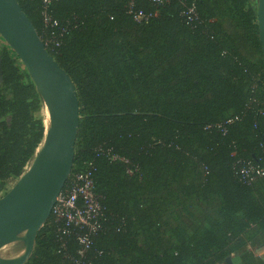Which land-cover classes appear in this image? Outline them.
Wrapping results in <instances>:
<instances>
[{
	"label": "trees",
	"instance_id": "obj_1",
	"mask_svg": "<svg viewBox=\"0 0 264 264\" xmlns=\"http://www.w3.org/2000/svg\"><path fill=\"white\" fill-rule=\"evenodd\" d=\"M18 2L45 43L61 41L47 49L80 102L70 179L90 172L101 205L93 230L52 213L25 264H221L233 254L264 264L249 250L264 241V178L238 173L241 162L264 167L256 3L58 0L50 13L60 25L47 28L42 0ZM0 56L1 194L46 130L36 85L1 34ZM80 235L91 239L84 257Z\"/></svg>",
	"mask_w": 264,
	"mask_h": 264
},
{
	"label": "water",
	"instance_id": "obj_2",
	"mask_svg": "<svg viewBox=\"0 0 264 264\" xmlns=\"http://www.w3.org/2000/svg\"><path fill=\"white\" fill-rule=\"evenodd\" d=\"M257 18L264 53V0L257 2ZM0 34L24 64L50 116L45 140L32 164L0 198V249L14 241L24 243L22 255L2 257L0 264H25L72 174L80 102L71 76L50 54L18 0H0ZM225 262L245 264L240 254L227 257Z\"/></svg>",
	"mask_w": 264,
	"mask_h": 264
},
{
	"label": "built area",
	"instance_id": "obj_3",
	"mask_svg": "<svg viewBox=\"0 0 264 264\" xmlns=\"http://www.w3.org/2000/svg\"><path fill=\"white\" fill-rule=\"evenodd\" d=\"M44 3L43 21L47 28L58 27L59 21L54 19L50 13V5L54 1L58 0H42ZM156 5L168 3L170 0H150ZM185 3L186 0H179ZM187 20H192L197 16V9L195 3H192L187 11L182 13ZM138 21L147 19L142 13H139L135 17ZM62 32L66 29L61 28ZM58 47L61 45V41L54 37L49 39L46 43ZM233 119H229L227 123H231ZM224 133L227 132V128L222 127ZM112 160L121 159L126 163L129 162L127 159L119 156H111ZM132 173L131 170H129ZM238 173L242 180L251 182L258 178H264V167L255 166L248 161L244 164L242 162L238 166ZM70 180V181H69ZM69 182L65 185L64 189L59 194L58 200L53 208L54 214L59 219L66 220V226L78 225L81 228H89L91 230L96 229L98 219L101 215V205L99 199L94 191V179L91 173H78L75 174L72 179L69 178ZM63 232L66 233V227L63 228ZM78 241L81 244L79 254L85 256L86 249L90 247L91 239L87 235L78 236Z\"/></svg>",
	"mask_w": 264,
	"mask_h": 264
},
{
	"label": "rangeland",
	"instance_id": "obj_4",
	"mask_svg": "<svg viewBox=\"0 0 264 264\" xmlns=\"http://www.w3.org/2000/svg\"><path fill=\"white\" fill-rule=\"evenodd\" d=\"M253 1L257 5L258 0H253ZM35 116L37 118L43 120L45 130L47 133V131L49 129V125H50V116H49L48 109H47L46 105L44 104L43 100L41 102V107L35 113ZM32 162L29 164L28 168L30 167ZM18 179L19 178L15 177V178H10L8 180L5 190L0 194V198L3 195H5L16 184ZM23 251H24V243L22 241H14V242L7 244L6 246H4L3 248L0 249V258H2V257L3 258H5V257H17L19 255H22Z\"/></svg>",
	"mask_w": 264,
	"mask_h": 264
},
{
	"label": "crops",
	"instance_id": "obj_5",
	"mask_svg": "<svg viewBox=\"0 0 264 264\" xmlns=\"http://www.w3.org/2000/svg\"><path fill=\"white\" fill-rule=\"evenodd\" d=\"M249 250L252 251L256 256L261 257L264 260V241L260 242L259 244L256 245H251L249 246ZM255 248V249H254ZM244 260V257L242 254H240ZM221 264H226V263H221Z\"/></svg>",
	"mask_w": 264,
	"mask_h": 264
},
{
	"label": "clouds",
	"instance_id": "obj_6",
	"mask_svg": "<svg viewBox=\"0 0 264 264\" xmlns=\"http://www.w3.org/2000/svg\"><path fill=\"white\" fill-rule=\"evenodd\" d=\"M68 182V181H67ZM67 184V183H66ZM64 189V188H63ZM52 213H54L53 211H52ZM234 255V254H233Z\"/></svg>",
	"mask_w": 264,
	"mask_h": 264
},
{
	"label": "flooded vegetation",
	"instance_id": "obj_7",
	"mask_svg": "<svg viewBox=\"0 0 264 264\" xmlns=\"http://www.w3.org/2000/svg\"><path fill=\"white\" fill-rule=\"evenodd\" d=\"M5 258H12V257H5Z\"/></svg>",
	"mask_w": 264,
	"mask_h": 264
}]
</instances>
